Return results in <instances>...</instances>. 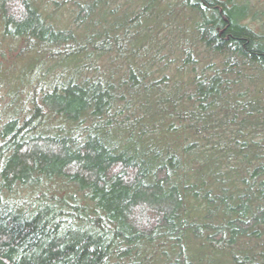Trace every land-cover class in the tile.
I'll return each mask as SVG.
<instances>
[{
  "label": "trees",
  "instance_id": "obj_1",
  "mask_svg": "<svg viewBox=\"0 0 264 264\" xmlns=\"http://www.w3.org/2000/svg\"><path fill=\"white\" fill-rule=\"evenodd\" d=\"M0 264H264V0H0Z\"/></svg>",
  "mask_w": 264,
  "mask_h": 264
},
{
  "label": "rangeland",
  "instance_id": "obj_2",
  "mask_svg": "<svg viewBox=\"0 0 264 264\" xmlns=\"http://www.w3.org/2000/svg\"><path fill=\"white\" fill-rule=\"evenodd\" d=\"M252 1H256V2H262L263 0H252Z\"/></svg>",
  "mask_w": 264,
  "mask_h": 264
}]
</instances>
